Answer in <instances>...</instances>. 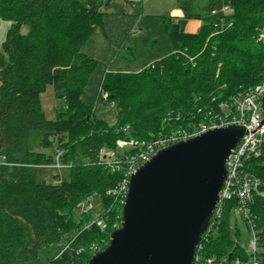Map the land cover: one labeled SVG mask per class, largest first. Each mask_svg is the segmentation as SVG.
<instances>
[{
    "label": "trees",
    "instance_id": "1",
    "mask_svg": "<svg viewBox=\"0 0 264 264\" xmlns=\"http://www.w3.org/2000/svg\"><path fill=\"white\" fill-rule=\"evenodd\" d=\"M113 1L0 0V18L11 23L0 53V161L6 163H0V264H88L93 246L104 250L115 226L121 227L123 210L112 194L122 173L100 165L101 152L121 158L119 140L150 141L173 127H185L213 98L223 100L264 81V43L257 41L264 28V0H177L185 20L202 22L200 32L186 34L173 17L164 16L175 53L136 74L108 73L102 91L107 102L117 103L119 114L112 127L99 123L82 103L97 67L82 49L104 27L102 10ZM225 6L231 10L227 16L221 14ZM214 10L218 15H212ZM49 85L66 104L56 121H49L41 107L40 96ZM195 95L202 101L195 102ZM100 124L106 129H99ZM128 124L129 135L124 132ZM33 132L44 133L47 150L55 141L54 153L30 151ZM66 149L62 163L72 166L70 181L62 183L57 175L54 184L39 183V170L54 166L58 151ZM91 194L102 202L99 215L109 220L104 232L95 223L99 215L80 208ZM234 205L201 242L204 251L197 264H234L237 259L252 264L253 254L233 239L240 236L229 225ZM252 212L256 259L264 264L263 198L256 199ZM52 246L62 251L44 259Z\"/></svg>",
    "mask_w": 264,
    "mask_h": 264
},
{
    "label": "water",
    "instance_id": "2",
    "mask_svg": "<svg viewBox=\"0 0 264 264\" xmlns=\"http://www.w3.org/2000/svg\"><path fill=\"white\" fill-rule=\"evenodd\" d=\"M244 134L228 126L159 151L130 177L121 227L88 264H194Z\"/></svg>",
    "mask_w": 264,
    "mask_h": 264
},
{
    "label": "built area",
    "instance_id": "3",
    "mask_svg": "<svg viewBox=\"0 0 264 264\" xmlns=\"http://www.w3.org/2000/svg\"><path fill=\"white\" fill-rule=\"evenodd\" d=\"M231 10L228 6L223 7L221 14L227 16ZM218 11H212V15H218ZM258 42L264 43V28L258 30ZM106 97L108 95L106 94ZM264 81L249 89H243L236 95L219 100L213 98L209 105L198 109L197 117L187 123L185 127H173L164 135L157 136L150 141L123 139L117 142L118 152L121 158H116L115 152H101L100 165L109 169L111 173H122V179L118 182L112 194L122 206L125 205L129 191L130 177L145 163L151 160L159 151L181 142L188 141L208 131L221 129L228 126H241L245 128V134L232 151L227 161V179L220 193L219 202L213 214L209 229L203 239L207 240L214 233V227L220 224L225 209L235 202V210L238 211L251 232L249 250L253 254L252 264H259L256 259L258 252V239L255 227V216L252 212L257 198L264 199ZM193 115V114H192ZM130 127L124 132L129 133ZM126 153H130L126 155ZM6 164L4 162H1ZM58 170L68 169L71 166L62 163L61 154L58 153L56 164L52 166ZM89 199L80 208L84 213L92 210ZM95 223L101 230H107L108 222L106 215L95 219ZM89 228V227H87ZM119 224L115 226L118 229ZM201 241V242H202ZM197 249L195 263L201 261L203 245ZM95 254L99 248L93 246ZM213 261H209L212 263ZM234 264H241L237 259Z\"/></svg>",
    "mask_w": 264,
    "mask_h": 264
},
{
    "label": "rangeland",
    "instance_id": "4",
    "mask_svg": "<svg viewBox=\"0 0 264 264\" xmlns=\"http://www.w3.org/2000/svg\"><path fill=\"white\" fill-rule=\"evenodd\" d=\"M177 6V0H114L109 7L105 6L103 8L102 12L105 14L104 27L98 28L82 49L83 54L97 61V67L92 73L82 96V103L85 107L92 110L93 116L99 123L102 122L112 127L117 123L119 114L117 103L115 101L107 102L106 93L102 91L103 80L108 73L136 74L146 66L157 63L175 53L164 29L163 17L171 15V10ZM247 13H251V7L245 14ZM187 21L182 22L183 29L186 32L187 24L189 23ZM22 33L25 35L28 33L26 26L23 27ZM1 51L2 45H0V53ZM255 82H251L250 85ZM202 92H205V90ZM203 96L205 97L206 95L203 94ZM40 101L42 110L49 121H56L59 114L66 112L65 101L56 97L54 87L51 85L47 86L45 92L41 94ZM194 101L201 102V96L195 95ZM101 125L99 129H106ZM127 127H130V124ZM126 134L129 135L130 132ZM132 135L133 132L131 131V137ZM44 137L42 132H33L29 140L30 151L46 154L54 153L57 147L56 142L51 140L54 142V146L52 149L47 150L42 146ZM132 139L133 141H141L135 138ZM106 151L110 153L109 150ZM68 152L69 150L67 149L65 152L58 151L61 154V161L65 155L64 153ZM57 175L60 176L62 183L69 182L71 179L70 169L58 170L53 167H47L39 170L37 180L41 184L47 183L51 185L54 184V177ZM92 196V194L88 196L85 202L87 199H92L90 201L92 210L89 211V216L96 217L102 210V202L96 194H94V197ZM83 203L81 202L79 205L81 206ZM230 215L229 225L231 230H238L240 233L239 239L235 236L233 239L239 241L247 255H251L249 250L251 237L248 229L245 228L246 226L238 211H232ZM74 230L72 229L71 231L73 234L76 232ZM69 233L66 232V234ZM61 251V246L56 248L53 246L49 247L44 251V259Z\"/></svg>",
    "mask_w": 264,
    "mask_h": 264
},
{
    "label": "crops",
    "instance_id": "5",
    "mask_svg": "<svg viewBox=\"0 0 264 264\" xmlns=\"http://www.w3.org/2000/svg\"><path fill=\"white\" fill-rule=\"evenodd\" d=\"M170 16L173 17L176 24H179L181 31L184 33L197 34L200 30L201 25H202L201 21H197V20L187 21V20H185L184 14L179 9V6L173 8L171 10ZM186 21L189 22L187 24V32L184 31L183 26H182V22H186ZM10 26H11V23L9 21H6V20H3L2 18H0V45H3V43L5 42L6 37H7V33L10 29Z\"/></svg>",
    "mask_w": 264,
    "mask_h": 264
}]
</instances>
